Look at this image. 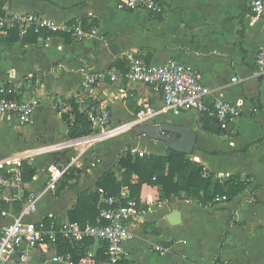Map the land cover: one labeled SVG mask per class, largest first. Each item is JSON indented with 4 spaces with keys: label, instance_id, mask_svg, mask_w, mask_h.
Listing matches in <instances>:
<instances>
[{
    "label": "crops",
    "instance_id": "crops-1",
    "mask_svg": "<svg viewBox=\"0 0 264 264\" xmlns=\"http://www.w3.org/2000/svg\"><path fill=\"white\" fill-rule=\"evenodd\" d=\"M3 1L6 16L39 13L60 23H81L89 35L79 40L69 32H59L33 40L20 37L12 43L0 40V84L16 86L21 99L39 100L33 122L4 120L0 124V162L23 154V162L35 170L25 181L20 198L0 190V210L11 214L0 213V232L22 210L30 191L45 190L51 163L65 165L76 158L58 189L45 191L38 209L27 220L50 216L58 222L70 220L69 212L77 206L79 196L97 191L106 172L113 171L118 180L123 178L119 163L127 146L136 144L147 154L170 151L160 141L137 136V126L84 153L54 148L68 133L56 102L77 101L83 70L115 67L124 71L122 57L136 51L148 63L195 67L211 88V99L221 97L242 109L228 130L195 110L159 112L145 124L168 123L197 132L194 151L186 156L203 164L205 176L224 179L242 174L250 180L247 189L232 199L208 205L185 190L163 199L160 186L143 183L139 200L148 211L132 224L133 237L123 242L122 260L130 264H264V76L256 72L258 51L264 43V19L255 17L248 1L163 0V14L128 10L122 0ZM235 77L238 81H233ZM89 93L80 109L107 106L112 125L133 121L144 103L156 111L164 105L160 92L122 79H107ZM97 158L100 163L91 167ZM131 182H138L136 174ZM116 198L122 202L131 198L130 188L123 186ZM156 245L166 252L157 251ZM66 249L45 242L31 249L30 255L35 264H69L54 260L65 255ZM75 254V264H89L87 257L97 259V264H109L101 240L84 242Z\"/></svg>",
    "mask_w": 264,
    "mask_h": 264
},
{
    "label": "built area",
    "instance_id": "built-area-1",
    "mask_svg": "<svg viewBox=\"0 0 264 264\" xmlns=\"http://www.w3.org/2000/svg\"><path fill=\"white\" fill-rule=\"evenodd\" d=\"M257 18L264 19V0H247ZM122 6L128 10H144L149 13L163 14L165 4L163 0H122ZM17 29L19 36L30 33L46 35L49 33L69 32L74 39H83L89 34L85 32L81 23L72 25L60 23L39 13H22L5 16L0 19V29ZM122 60L126 70L120 71L115 67L104 70H83L81 91L77 95V102L82 104L89 97L93 87L109 79L116 82L120 79L129 84H143L160 92L163 96V107L156 111L149 103H144L138 111L137 117L127 124L112 125V114L107 106L87 109L86 114L91 123V132L85 136L65 140L54 146L58 150H79L84 153L93 145L110 137L120 135L149 120L159 112L180 114L182 111L195 110L201 114L213 116L220 128L228 130L231 123L242 113L241 107L221 97L211 99V88L203 81L202 73L195 67L170 62L166 64L148 63L145 57L130 51L124 54ZM264 76V43L257 55V71ZM238 81V78H233ZM89 93V94H90ZM87 94V95H86ZM16 86L0 84V124L6 120L11 124H29L33 122L39 100L20 98ZM76 99V98H75ZM62 111L71 110V104L59 101ZM124 154L144 156L147 154L136 144L125 147ZM23 154H16L10 159L0 162V190H9L15 197H21L24 190ZM100 159H95L90 165L96 167ZM76 158L71 162L60 165L51 163L48 168V182L43 191H30L23 203L22 210L11 217V221L0 232V264H35L30 250L48 242L57 245L60 239L70 242H81L85 239H97L105 242L107 262L117 264L123 259V242L133 237L131 226L141 221L147 213V207L136 198H129L122 202L114 197H105L101 192L100 202L108 207L100 208V215L96 224L74 222L71 220L56 221L54 216L47 219L27 220L38 209L39 200L45 191L55 192L58 184L72 169ZM218 197L217 200H224ZM3 216L11 215L7 210H0ZM155 249L166 252L163 246L156 245ZM55 261L74 264L71 253L54 257Z\"/></svg>",
    "mask_w": 264,
    "mask_h": 264
},
{
    "label": "trees",
    "instance_id": "trees-1",
    "mask_svg": "<svg viewBox=\"0 0 264 264\" xmlns=\"http://www.w3.org/2000/svg\"><path fill=\"white\" fill-rule=\"evenodd\" d=\"M3 4L4 1L0 0V19L6 16ZM36 36L38 35L30 33L23 38H25V40H33V37ZM20 37L17 29H0L1 41L12 43L17 41ZM66 40L69 41V38ZM66 102L70 103L72 107L68 112L62 111L58 102H56V106L57 110L62 114L63 120L68 128L67 137L69 139H74L89 134L91 132V123L87 117L86 111L80 109V104L75 98L68 99ZM203 115L204 119L217 124L213 116L209 114ZM22 163L24 166V179L26 181L32 178L35 170L27 163ZM119 164L124 168L123 178L118 180L113 171L106 172L97 183V191H88L79 196L77 206L69 212L71 221L81 224H96L100 215V208L104 206L108 207V204L100 202L101 192L104 193L105 197H114L121 193L123 186L130 188L131 198L139 199L141 186L143 183H149L160 186L161 198L163 199H169L179 191L185 190L191 192L193 197L199 200L203 205H208L218 202V197H225L226 200L232 199L247 189L250 180V176H244L242 174L231 175L224 179H216L211 175L205 176L203 164L190 160L187 158L186 154L176 151H169L164 155L154 153L144 156L126 154L121 158ZM134 174L138 176V182L132 184L131 179ZM89 240L90 239H85L81 242H70L65 239H60L59 244L67 248V253L72 254V260L75 264L76 248ZM96 260L87 257L89 264H97ZM117 264L130 263L121 260Z\"/></svg>",
    "mask_w": 264,
    "mask_h": 264
},
{
    "label": "water",
    "instance_id": "water-1",
    "mask_svg": "<svg viewBox=\"0 0 264 264\" xmlns=\"http://www.w3.org/2000/svg\"><path fill=\"white\" fill-rule=\"evenodd\" d=\"M135 133L137 136L145 135L149 140L162 142L170 151L186 155L193 153L198 137L193 130L168 123H144L135 128Z\"/></svg>",
    "mask_w": 264,
    "mask_h": 264
},
{
    "label": "rangeland",
    "instance_id": "rangeland-1",
    "mask_svg": "<svg viewBox=\"0 0 264 264\" xmlns=\"http://www.w3.org/2000/svg\"><path fill=\"white\" fill-rule=\"evenodd\" d=\"M65 140L68 139V137L64 138ZM71 151V150H70Z\"/></svg>",
    "mask_w": 264,
    "mask_h": 264
}]
</instances>
